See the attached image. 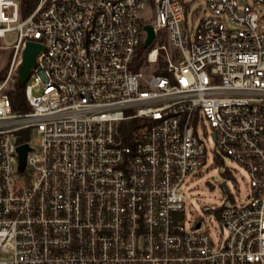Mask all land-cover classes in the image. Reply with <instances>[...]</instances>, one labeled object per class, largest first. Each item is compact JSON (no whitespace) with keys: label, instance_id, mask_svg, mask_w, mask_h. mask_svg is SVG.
<instances>
[{"label":"built area","instance_id":"1","mask_svg":"<svg viewBox=\"0 0 264 264\" xmlns=\"http://www.w3.org/2000/svg\"><path fill=\"white\" fill-rule=\"evenodd\" d=\"M186 3L40 0L22 19L0 0V39L17 36L0 81V264H264V0H204L191 28ZM29 41L44 49L19 113L4 91ZM224 160L248 192L224 182L203 207L214 239L184 190Z\"/></svg>","mask_w":264,"mask_h":264},{"label":"rangeland","instance_id":"2","mask_svg":"<svg viewBox=\"0 0 264 264\" xmlns=\"http://www.w3.org/2000/svg\"><path fill=\"white\" fill-rule=\"evenodd\" d=\"M187 1L188 8V23H190V28L192 25H196L203 16L204 10V0H185ZM243 2V0H240ZM153 7V5H152ZM150 5L144 6L141 10V16L144 24H152L154 21V11H152ZM17 36L15 32L7 33L6 37L0 39V73L7 70L6 76L10 72L13 66L14 51H12V45L16 41ZM19 57L17 58V60ZM163 64V58H160L157 66ZM146 66V65H145ZM144 66V67H145ZM155 67L148 65L146 67L147 72H151ZM4 78V79H5ZM3 79V80H4ZM18 79V68L14 70L12 78L8 81L5 93L9 90L14 89L15 82ZM0 80V81H3ZM208 130H210L208 128ZM209 146L213 148V142L209 141ZM226 167L232 171V177L227 176ZM224 182L229 189L230 193H233L238 201L245 199L247 195V182L248 176L244 169L240 168L235 162H229L224 160V164H215L213 166H208L204 169L200 177L190 184L189 188L184 190L186 194V201L189 204V210L193 212V215L201 217L210 224V231L213 238H216V234L219 233L217 224L214 217L209 213L203 211L204 206L220 205L225 197L228 195L226 188L224 187ZM191 213L187 212L190 218Z\"/></svg>","mask_w":264,"mask_h":264},{"label":"trees","instance_id":"3","mask_svg":"<svg viewBox=\"0 0 264 264\" xmlns=\"http://www.w3.org/2000/svg\"><path fill=\"white\" fill-rule=\"evenodd\" d=\"M19 2L21 17L22 19H26L34 12L40 0H19ZM151 48V46L147 48L144 47V42H141L136 57L138 66H140L141 63L144 61L148 51H150ZM6 72L7 70L2 71V73H0V80H3L5 78ZM6 94L8 95L11 101L12 109L14 112L27 113L31 110V106L28 100L26 99L25 86L21 87L18 83V79L15 82L14 89L7 91ZM28 133V131L22 132L23 136L21 139H19V143H23L28 140Z\"/></svg>","mask_w":264,"mask_h":264},{"label":"water","instance_id":"4","mask_svg":"<svg viewBox=\"0 0 264 264\" xmlns=\"http://www.w3.org/2000/svg\"><path fill=\"white\" fill-rule=\"evenodd\" d=\"M146 32V38L144 40V47H150L155 39V32L151 24H145L143 26ZM44 49V46L40 43L29 41L26 43L22 53L21 63L18 68V83L21 87H24L31 70L36 66V58L38 54ZM29 150L28 145H22L18 148L20 168L25 166V159ZM225 186V183L223 184Z\"/></svg>","mask_w":264,"mask_h":264}]
</instances>
